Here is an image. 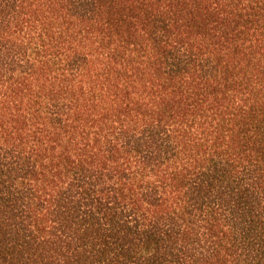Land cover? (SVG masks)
I'll return each instance as SVG.
<instances>
[{
	"label": "trees",
	"instance_id": "1",
	"mask_svg": "<svg viewBox=\"0 0 264 264\" xmlns=\"http://www.w3.org/2000/svg\"><path fill=\"white\" fill-rule=\"evenodd\" d=\"M0 264H264V0H0Z\"/></svg>",
	"mask_w": 264,
	"mask_h": 264
}]
</instances>
